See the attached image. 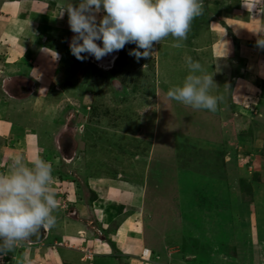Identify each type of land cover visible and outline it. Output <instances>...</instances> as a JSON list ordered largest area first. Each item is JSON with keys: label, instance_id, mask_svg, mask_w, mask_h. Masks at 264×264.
Listing matches in <instances>:
<instances>
[{"label": "rangeland", "instance_id": "374dc122", "mask_svg": "<svg viewBox=\"0 0 264 264\" xmlns=\"http://www.w3.org/2000/svg\"><path fill=\"white\" fill-rule=\"evenodd\" d=\"M217 4H226L230 12L240 1L203 0V13L193 19L182 47H173L174 39L169 36L154 43L151 55L139 60L129 55L136 47L131 43L111 53L116 59L111 62L110 55L99 61L91 56L78 60L69 46L54 48L53 43L60 39L53 38L50 29L47 33L46 24L42 34L35 31L30 35L31 31L23 29L21 36L8 33L7 38H0V119L17 126L12 128L9 141L0 138V150H16L15 154L31 161L33 148L29 143L36 145L34 150L41 147L49 153L57 147L58 160L51 163L52 173L77 177H70L68 181L74 185L68 192L63 191L66 197L61 195L62 204L73 210L66 217L74 222L80 214L74 213L76 204L69 203L70 193L71 200L78 197L86 209V219L80 220L85 240L90 244L96 238L97 244L108 245L104 248L112 253L92 259L90 250H81L80 256L86 260L83 264H264V75L254 76L251 67L244 77L250 83L239 82L256 91L245 94L243 98L249 99L244 103L236 100L240 93L236 91L235 100L228 103L229 93L227 97L224 86L231 89L233 80L243 78L232 75L230 85L223 83L218 77L227 76L230 66L223 60L219 63L211 59L213 51L222 55V44L212 33L213 27L219 25L218 19L206 14L207 7ZM102 15L97 14L98 19ZM247 20L252 25V19ZM60 23L57 21L54 29L62 36L66 27ZM253 28L248 30L252 36L259 32ZM227 34L234 43L239 41L230 31ZM18 40L19 47H15ZM209 43L211 48H203ZM13 46L19 55L13 54ZM36 48L46 52L54 48V66L43 63L39 70L29 69L38 64L33 60L31 64L28 57ZM241 49L243 55H250L246 48ZM186 56L199 61L207 74H213L216 85L210 92L222 97L215 112L196 110L166 97L168 89L181 84L187 74ZM50 72L49 80L45 73ZM236 103L239 109L242 107L240 110ZM49 105L57 110L45 116L43 110ZM33 106L37 108L34 118L29 112ZM14 111H19L17 120L27 122L12 120ZM31 118L40 131L34 122V127L28 124ZM26 146L30 151L26 152ZM79 157L82 158L77 164ZM96 177L112 181L116 188L111 191L108 185L101 186L106 196L98 189L97 199L96 192L90 190L95 188ZM219 197L222 201L215 204ZM191 206L195 210L190 209L188 222L181 224L178 208L186 212ZM96 207L108 209V214L104 217V211L98 212ZM224 213L229 227L220 218ZM198 217L200 223L195 222ZM213 217L217 218L215 226L207 222ZM61 226L64 233L72 232L64 220ZM118 230L121 248L127 241L123 234L132 230L138 243L136 255L127 246L124 251L115 246L112 235ZM203 234L212 236L208 241ZM132 241L128 238V242ZM138 247L152 252L147 262L144 256L149 251L145 255ZM18 251L19 248L9 252L0 264H45L44 251L31 249L29 256H18ZM156 251L163 253L160 256Z\"/></svg>", "mask_w": 264, "mask_h": 264}, {"label": "clouds", "instance_id": "9594fccd", "mask_svg": "<svg viewBox=\"0 0 264 264\" xmlns=\"http://www.w3.org/2000/svg\"><path fill=\"white\" fill-rule=\"evenodd\" d=\"M65 11L75 34L69 48L76 59L91 56L99 61L131 43L136 47L129 55L139 60L151 55L154 43L169 36L174 39L173 47H182L193 19L203 13V0H77L75 6L67 0L58 16L63 17ZM258 44L264 47V36ZM184 63L188 71L183 82L169 88L166 97L196 110L215 112L222 97L210 92L216 85L213 74H207L191 56ZM57 207L51 164L41 157L28 161L23 155L15 156L7 172L0 173V257L41 228H53Z\"/></svg>", "mask_w": 264, "mask_h": 264}, {"label": "crops", "instance_id": "0c3cea01", "mask_svg": "<svg viewBox=\"0 0 264 264\" xmlns=\"http://www.w3.org/2000/svg\"><path fill=\"white\" fill-rule=\"evenodd\" d=\"M238 1H240V5L230 9V12L225 7L226 4H224V5L222 4V6H219L221 4H217L213 7H207V9H206V14H208V18L213 14L218 19V21H217V19H216V21L218 22L219 25H216L215 23H213L216 26L213 27L214 30H212V33L214 34L215 39L220 41L222 44L220 47V48H222V53H221L222 55L220 56L219 53H216L215 51H213L212 52L213 54L211 53V59H215V61L217 60L216 62H219V63H222L221 61L223 60V62H225L226 65L230 66V73L227 76L226 75H219L218 78L220 80H224L223 83H228V81H229L228 79L231 78L232 75H234L235 77L241 76L240 78H243V79H238V80H236L234 78L235 80H233V81H235V85L233 84L231 89H230V87L226 88L227 84L225 85L226 87L224 86L223 91H226L225 94L227 97H228V93H229V97H228V100H229L228 103L229 104L231 102L233 103L232 100L234 98V93L236 91H240L239 96L236 100L238 102L240 101L242 103H244L243 101L246 102L249 99V98H247V99L243 98V96L245 97V94H252L253 95V93L256 91V89L253 90L251 86L249 87L246 84L242 85L239 82L240 80L246 81L244 79V77L248 72L251 71L252 68L254 71V76H256L255 74H257V76H258L259 73H260V75L261 74L264 75V47H261L258 44V40L262 36H264V0H238ZM40 2H41V0H0V13L5 12V14H3V13L0 14V38L1 39L4 37L7 38L8 33H10V36H13V35L21 36L20 34L23 33V29L26 30L27 32L31 31V33H29L30 35H33V33H35V31H37V32L40 31V34H42L41 30L43 32V30L46 29L45 27L47 26L48 27L47 33H50V31H49V29H50L51 32H53L52 34H54V36L52 35L53 38H56V39L59 38L60 39V42L53 43L54 48H56V45H59V46H57V48H65L66 46H69L68 42L70 41L71 36L73 37V35H75V34L69 28L67 12L65 11L63 17L58 16L61 5L67 3V0H42V5L39 4ZM73 4L75 6L76 3L73 2ZM207 5H209V4H207ZM208 10L209 11L213 10V11L208 12ZM247 13H249V15ZM247 18L252 19V21H253L252 25L250 23H247V21H249V20H247ZM2 19H3V21H2ZM211 20H214V19H211ZM57 21L59 22V24H61L60 22H62V25H61L62 27L63 26L66 27V32L62 36H60V33L56 32L54 29L56 27ZM45 24H46V26L43 27ZM253 24L259 25V26H255L259 32H258V34L255 33L254 36H252V34H249L250 32H248L249 29L253 28ZM58 28H60V27H58ZM256 28H253V29H256ZM209 29L210 28H208V30ZM226 31L227 32L230 31L233 34V36L236 38V40H238L237 38H239V41H236V43H234L233 38L232 37L230 38V36H228ZM251 37H253V38H251ZM18 43H20L19 40H18V42H15V44H14L15 47H19V45H17ZM61 43H63V45H61ZM15 47L14 46L11 47L13 49V54L19 55V51L16 50ZM54 48L53 49L47 48V52L42 51L43 48H36L37 49L36 51H32L30 53V55H28V57L31 58V64L34 62H36L38 64L34 65L33 67H29V69H32V71L34 72L36 70H39L42 67L41 64H43V63H46L48 65V67L50 65L55 64V62L57 60H56L55 56H53V54H56V51H54ZM203 48H211V44L209 43L208 46L205 45V47H203ZM241 48H246V50L249 51L250 55L249 54L243 55L241 52H244V51H242ZM34 52H36V53H34ZM260 53L263 55H261ZM108 58L111 59L112 57H108ZM32 60L34 62H32ZM59 61L60 60L58 59V62ZM254 67H255V69H254ZM47 69L49 71V68H47ZM210 70L212 71V69H210ZM51 73L52 72H50L48 74L45 73L48 79H49L50 75H52ZM59 75H61V73ZM248 76H251V75H248ZM31 78L33 80H35V78H33V77H31ZM246 82H248V84L250 83L248 80ZM239 87H240V89H239ZM234 100H235V98H234ZM256 101L257 100H255L254 102L256 103ZM238 105H239V103H236L237 108H238ZM38 108H39V106H38ZM237 108H234V109H236V111L239 112L238 111L239 108L238 109ZM241 108L242 107H240V109ZM2 109L3 108L0 109V115H1ZM36 109L34 106H33V108L31 107V109H29L30 116L33 118H34L33 113ZM56 110L57 109H55V106L49 105V107H47L45 110H43V114L45 116H49V113H51V115H52ZM38 112H39V110H38ZM18 113H19V111H16V112L14 111L11 114V119L14 121L17 120ZM0 118H1V116H0ZM33 118L30 119L31 122H28V124L31 125V127H34L33 124L35 123L37 126L36 127L37 130L40 131V129L38 128L40 126H38V124L36 122H34ZM1 120L3 121V123L0 124V138L3 140L6 139V141L8 139V141H9V136L11 137V134H12V132H11L12 128L13 127L17 128V126H15L13 124V122H11V121L9 122V121H6V120L4 121L3 119H0V121ZM17 121L21 122L22 124L25 122V120L23 122V120H21V119H18ZM22 133L23 132L21 131L20 134L22 135ZM28 133H29V131L26 132V134H28ZM28 145L30 148L32 147L33 150H34V147L36 146V145L31 144V143H29ZM29 147L26 146V149H27L26 152L30 151ZM70 147H72V144L70 145ZM32 148H31V150H32ZM56 149H57V147L49 153L45 148L38 147L34 151L33 150L31 151L33 153V155L31 157L34 158L35 154H36L38 157L43 158L44 160L48 161L51 164L54 161L58 160V155H57L58 150H56ZM15 152H16V150H13V152H11L8 148L6 149V147H1V150H0V173H6L7 172L8 165L10 164L11 160L13 159L12 153L15 154ZM41 153H43L42 156H40ZM17 155L18 154H15V156H17ZM72 158H73V154H72ZM72 158H71V161L73 160ZM81 158L79 157L77 159L78 160L77 164H79V160H81ZM60 162H61V160H60ZM65 169H67V168H65ZM80 169H81V167H80ZM53 172H54V173H52L53 186H56V188L59 189V191H60L59 193L55 192L56 198L58 200V207L53 212V214H57L55 216L56 217V224L53 228L46 229V232L43 228H41V230H39L35 235L30 237L29 239L25 240V242L24 241L19 242L18 243L19 246H16L14 248V249L19 248L17 255L18 256H20V255L21 256H27L31 249H33L37 253H41L40 251H42V252L44 251L43 261L45 262V264H47V263H49V264H74L73 262L75 259H76V264H83V262L86 260H83L82 256H80V253H82L81 250H88V251L90 250L91 252L89 253L90 254L89 257H92V259H93V256H99V255H101V256H108L109 255L110 256L112 253L109 250H106V248H104V246L108 247V245H104L102 243L97 244V242L99 240L95 241L96 238H94L92 241H90V244L85 240V237L83 235V231L81 230V227H82L81 224L83 222H81L80 220L83 219V221H84V219H86L85 218L86 215L84 212L86 209H85L84 205L81 203V201L77 199L78 197L75 199L76 201L74 200L75 202L72 201L71 199H73V198H72V195L70 193L68 196L70 201L69 200L68 201L70 204L71 203L76 204L75 205L76 209H75L74 213H77V211H80V214L77 213L79 216V219L74 221V222L69 220L66 217V216H69L73 212V210L71 211V209L68 208L69 206H67L66 203L62 204V202H63L62 197L63 196H61V195H65V193L63 194V191H65V189L67 192H68V189H70V188L72 189V185H74V183L72 181L71 182L68 181L70 179V177L72 179H76L77 177H74L72 174L69 175L70 173H68L66 176H64V175L59 174V172H55V171H53ZM59 176H61V178H59ZM95 179H97L93 183L95 185V188L91 187L90 190L96 192L97 199L99 197L98 196V192H99L98 189H101L104 185H108L111 188V191L116 188V186L112 187V185H111L112 181H110V180L107 182L106 181L104 182V179H101L98 177H96ZM113 184H115V181L113 182ZM88 185H90V184L88 183ZM101 191H102V189H101ZM103 194H104V196H106V193L103 192ZM65 197H66V195H65ZM74 197H75V195H74ZM79 197H81V196H79ZM140 200H142V199H140ZM102 201H105V199L103 200V198H102ZM221 201H222V197H219V199H217V201H215V204L219 203ZM97 202H98V200H97ZM97 202H96V206H98ZM130 202L132 204V202H134V200H131ZM135 203L136 202H134L133 205H135ZM77 206H79V207L77 208ZM96 209L97 210L99 209L100 211H104V217L106 216V214H108V209H105L103 207L102 208L96 207ZM190 209L195 210L193 208V206H191L186 212L181 211L178 208L177 211L180 214L179 217L181 219V222H180L181 224L183 222L187 221V217H188L187 215H189L188 211ZM99 210H98V212H99ZM115 210L119 211V208L115 209ZM113 212L114 211H112L110 213L113 214ZM216 212L217 211H215L214 214ZM66 213H67V215H66ZM184 213H187L186 216H184ZM258 213L261 216L262 212L260 210L258 211ZM200 214L198 216H200ZM80 215H82V217ZM194 216H197V214H195ZM194 216H192V217H194ZM215 217L210 219L212 221H210V220L207 221V222H211V226H215V223L217 222L215 220L217 218H215ZM226 217H227V214H225V213L220 217V218H223V220L225 222L224 225L229 224V223L227 224V222H226L227 221ZM63 220L67 225L70 224V226L73 228L71 233L69 232V234H66L63 232L64 227L61 226V224L63 223ZM195 222L200 223L199 217L197 218V220ZM106 225H107V223H106ZM227 227H229V225ZM255 229H256V226H255ZM120 231L121 230H118L117 233L112 235V238L114 239L113 242L115 243V246H117V247H118L117 241L120 240V239H118ZM235 231L239 232L236 229H235ZM204 234H203V236H204L205 240L209 241L212 235H210L209 237L208 236L205 237ZM199 235L200 234H198V236ZM123 236H124V241H125V239L127 241L124 242L122 248L121 247H118V248L122 249L124 251L125 247L127 246L128 248H130L129 249L131 251L130 253H134L133 255H136L135 252H136L137 246L135 244H138V243H137V241L134 240L135 236H134L132 230H126V234H123ZM184 236H186V235H183V237ZM92 238H93V236H92ZM128 238L130 240H133L132 244L130 242H128ZM38 242H40V243H38ZM138 249H142V247H140V248L138 247ZM86 255L87 254H84V256H86ZM130 255H132V254H130ZM4 257H5V255L0 257V259H3ZM61 259H63V260L61 261ZM90 260H91V258H90ZM69 262H71V263H69Z\"/></svg>", "mask_w": 264, "mask_h": 264}, {"label": "bare ground", "instance_id": "6f19581e", "mask_svg": "<svg viewBox=\"0 0 264 264\" xmlns=\"http://www.w3.org/2000/svg\"><path fill=\"white\" fill-rule=\"evenodd\" d=\"M110 57H112L111 59L109 58V61L111 62V61H114V60H116V59H113L114 58V55H110ZM25 122H27V120L25 121ZM39 126V125H38ZM39 129H41L40 127H38ZM44 130V129H43ZM42 130V131H43ZM42 134V133H41ZM42 141V140H41ZM142 201V200H141ZM141 203V202H140ZM140 203H138V204H140ZM45 230V232H46V229H44ZM143 249V248H142ZM142 249H141V251H142ZM147 250L149 251V254L147 255V256H144V257H146L145 259H144V261H146L147 262V258L148 257H150L151 258V253L152 252H150V250L148 249V248H146V249H144L143 250V252H145V255L147 254ZM150 258H149V260H150ZM143 259V258H142ZM148 260V261H149Z\"/></svg>", "mask_w": 264, "mask_h": 264}, {"label": "trees", "instance_id": "16d2710c", "mask_svg": "<svg viewBox=\"0 0 264 264\" xmlns=\"http://www.w3.org/2000/svg\"><path fill=\"white\" fill-rule=\"evenodd\" d=\"M229 173H230V172H229ZM147 243H148V242H147ZM149 250H150V249H149ZM150 252H151V251H150ZM156 252H157V253H158L160 256H161V255H162V253H163V252H160V251H159V252H158V251H156Z\"/></svg>", "mask_w": 264, "mask_h": 264}]
</instances>
